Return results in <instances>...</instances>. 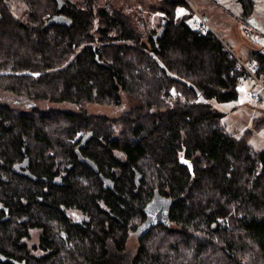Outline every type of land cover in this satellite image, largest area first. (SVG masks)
<instances>
[{
	"label": "trees",
	"instance_id": "trees-1",
	"mask_svg": "<svg viewBox=\"0 0 264 264\" xmlns=\"http://www.w3.org/2000/svg\"><path fill=\"white\" fill-rule=\"evenodd\" d=\"M61 1L0 0V93L27 105L0 103V264H44L25 240L42 246L60 209L100 222L76 240L66 221L57 264H264V149L249 145L264 117L240 139L223 127L216 105L248 79L224 42L191 0ZM249 60L264 85V53ZM155 193L169 222L128 256Z\"/></svg>",
	"mask_w": 264,
	"mask_h": 264
},
{
	"label": "rangeland",
	"instance_id": "rangeland-1",
	"mask_svg": "<svg viewBox=\"0 0 264 264\" xmlns=\"http://www.w3.org/2000/svg\"><path fill=\"white\" fill-rule=\"evenodd\" d=\"M254 11L250 16L243 14V9L236 0H191V5L196 10L195 15H200L217 37L224 42L227 50H232L242 60L250 61L249 57L256 51L264 53V0H253ZM21 5L17 2L11 3V10L16 15L21 13ZM152 24V19H150ZM191 24V23H189ZM202 26V24H200ZM251 92L257 93L261 97L260 103H255L250 98L249 93L245 94L242 85ZM238 87L239 98L236 102L216 105V109L226 113L222 121L223 127L235 139H240L243 133L249 129L256 118L264 117V93L248 77L247 80ZM262 84V82L260 81ZM263 85V84H262ZM264 86V85H263ZM0 103L12 105H26L21 100L0 93ZM22 104V105H21ZM214 104V102H210ZM27 106V105H26ZM25 106V107H26ZM110 116L119 114V111L112 109L96 108L92 111ZM249 145L256 152L264 149V128L250 139ZM132 235L127 246V255L132 256L136 249Z\"/></svg>",
	"mask_w": 264,
	"mask_h": 264
},
{
	"label": "flooded vegetation",
	"instance_id": "flooded-vegetation-1",
	"mask_svg": "<svg viewBox=\"0 0 264 264\" xmlns=\"http://www.w3.org/2000/svg\"><path fill=\"white\" fill-rule=\"evenodd\" d=\"M109 181H104L105 186H109ZM59 214V217H53L47 221V224L49 225L46 227L50 233L49 238L42 244L41 246V238L42 235L34 229H32L25 240V244L30 252L31 257L34 261H36L37 258L44 255L43 261L44 264H57L60 261H55L58 256H55V250L56 249H65L68 247V235L67 232L69 230L66 229L65 222H68V225L75 226L76 227V240L80 239L79 231L81 230V227L83 225H86L87 223H92V229L100 222L97 218H91L89 221L79 210L76 209H60L56 212ZM16 222H18L16 220ZM145 222V219L143 223ZM142 223V224H143ZM141 224V225H142ZM132 235L140 237L137 232L134 233H127L126 240L127 245L129 243L130 237ZM145 236V235H144ZM2 261L3 258H0Z\"/></svg>",
	"mask_w": 264,
	"mask_h": 264
},
{
	"label": "water",
	"instance_id": "water-1",
	"mask_svg": "<svg viewBox=\"0 0 264 264\" xmlns=\"http://www.w3.org/2000/svg\"><path fill=\"white\" fill-rule=\"evenodd\" d=\"M59 5H62L61 0H57ZM54 20L58 22H63V18L56 17ZM163 29L160 30L162 33ZM191 170V166L187 163ZM172 206V201L170 199H166L161 197L155 193L153 199L145 206L143 210V214L145 216V222L140 225L137 229V234L140 237L146 235L149 230L157 225H167L169 222L168 213Z\"/></svg>",
	"mask_w": 264,
	"mask_h": 264
},
{
	"label": "built area",
	"instance_id": "built-area-1",
	"mask_svg": "<svg viewBox=\"0 0 264 264\" xmlns=\"http://www.w3.org/2000/svg\"><path fill=\"white\" fill-rule=\"evenodd\" d=\"M202 22V28L201 31L210 30V27L206 23V21L203 18H200ZM264 50V49H262ZM263 51H260L262 53ZM229 53L231 57L236 59V70L237 71H244L246 75L252 80V82L264 93V86L260 83V80L257 77V72H258V65L255 61L250 60V61H244L242 60L239 56H237L232 50H229ZM250 98L255 102V103H260L261 102V97L259 94L250 92L249 93Z\"/></svg>",
	"mask_w": 264,
	"mask_h": 264
},
{
	"label": "crops",
	"instance_id": "crops-1",
	"mask_svg": "<svg viewBox=\"0 0 264 264\" xmlns=\"http://www.w3.org/2000/svg\"><path fill=\"white\" fill-rule=\"evenodd\" d=\"M189 5H190V7L193 9V11L196 13V10L194 9V7L189 3ZM199 18H201L200 16H199ZM245 83V82H244ZM245 85H246V83L245 84H243L242 85V88H244V90H245V94H247V93H249V89H247L246 87H245ZM251 92V91H250ZM248 95V94H247Z\"/></svg>",
	"mask_w": 264,
	"mask_h": 264
}]
</instances>
